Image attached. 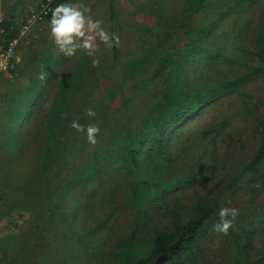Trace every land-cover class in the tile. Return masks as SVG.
Segmentation results:
<instances>
[{"label":"rangeland","instance_id":"374dc122","mask_svg":"<svg viewBox=\"0 0 264 264\" xmlns=\"http://www.w3.org/2000/svg\"><path fill=\"white\" fill-rule=\"evenodd\" d=\"M82 2L109 33L113 8L118 46L97 40V64L83 52L63 57L48 19L0 78V264H116L126 251L144 258L155 234H172L215 202L179 261L264 264V156L243 173L264 143V67L255 55L264 0L242 9H232L236 0ZM1 10L7 40L18 13ZM256 68L153 147L170 103L196 105ZM72 120L98 127L96 144ZM233 206L228 234L213 232L218 210Z\"/></svg>","mask_w":264,"mask_h":264},{"label":"trees","instance_id":"16d2710c","mask_svg":"<svg viewBox=\"0 0 264 264\" xmlns=\"http://www.w3.org/2000/svg\"><path fill=\"white\" fill-rule=\"evenodd\" d=\"M255 3H256V0H236L235 5L233 6L232 9L247 8L249 6H252ZM57 4L58 3H55L53 5V8ZM200 8H201V3H199L197 9H194L193 12L198 11ZM114 16H115L114 10L111 7L109 21H110V34H113V35H115ZM175 25L176 23H172L170 27L175 26ZM2 26L3 25H1L0 23L1 28H3ZM10 29H12V27H10ZM17 30L18 28H16V30L14 28L10 30V34H8L6 37L7 40L5 39L4 40L5 41L12 40L17 35V32H18ZM161 43H163V41H161ZM255 55L258 61L260 62L261 67H264V30L260 31L258 36L255 39ZM260 72H261V68L253 69L251 72L246 73L239 79L224 84L219 89L210 90L207 95H204V96L202 95L200 97H197L198 103H196V105H193L191 107L183 106L174 101L170 103L166 115L162 118L163 120L162 128L160 127V130L157 133L158 134L157 137H155V139L152 142L153 147L163 146L165 136L169 132V130L179 125L180 123H182L184 119L190 116L192 113H194V111L198 107H201L209 103L210 101L219 97L224 91L235 86L237 83L247 80L251 76L257 73H260ZM60 95H61L60 98H62L63 100H66L67 97L69 96V88L65 86V88L62 89ZM166 99H169L168 95ZM56 124H57V118H55L52 121V126ZM123 149L128 150L129 156H132V153L130 151V145H125ZM48 156H51V152L50 154L48 152ZM263 156H264V143L262 144L259 152L250 162L249 166L246 167V169L243 171V173L249 172V170H251L253 166H255V164H257L258 162L262 160ZM241 176L242 175H239V177L237 178V181L241 180ZM76 184H77V181L72 182L70 183V187H74ZM216 206H217V203L215 202L213 205L209 206L208 208H205L202 210L198 209L197 214L194 217L189 219L185 224L176 227L172 234H169V235L161 234V233L155 234L154 239H153V246L151 250L149 251V253L144 258L132 257L131 252L126 251L124 252V254L127 260H124L122 262V257L124 255L122 254L120 256V260L118 258L116 264H159V263L182 264L179 261V257L181 255H185L191 252V247H193V244L198 238L200 231L202 229V226L204 225L205 219L207 218L209 214H211L212 211H214ZM237 248H238L237 251H238L239 257L245 259L247 257L246 255L247 246L243 244V245H238Z\"/></svg>","mask_w":264,"mask_h":264},{"label":"clouds","instance_id":"9594fccd","mask_svg":"<svg viewBox=\"0 0 264 264\" xmlns=\"http://www.w3.org/2000/svg\"><path fill=\"white\" fill-rule=\"evenodd\" d=\"M91 9L82 0H62L51 12L48 20L49 36L58 54L72 58L77 52H83L93 57L92 63H99L96 53L99 49L97 40L111 49L118 46L119 37L110 34L102 27V22L92 17ZM87 117H95L96 112L87 109ZM69 127L77 134H84L87 143L94 145L97 141L99 128L94 124L82 125L78 120H72ZM238 209L233 207H221L218 210V222L212 225V231L221 235H227L233 227L238 215Z\"/></svg>","mask_w":264,"mask_h":264},{"label":"built area","instance_id":"2783aa9c","mask_svg":"<svg viewBox=\"0 0 264 264\" xmlns=\"http://www.w3.org/2000/svg\"><path fill=\"white\" fill-rule=\"evenodd\" d=\"M62 0H42L39 8L17 28V35L10 41H5V31L0 27V78L9 75L14 68V55L19 44L26 38L33 27L50 18L53 5Z\"/></svg>","mask_w":264,"mask_h":264},{"label":"crops","instance_id":"0c3cea01","mask_svg":"<svg viewBox=\"0 0 264 264\" xmlns=\"http://www.w3.org/2000/svg\"><path fill=\"white\" fill-rule=\"evenodd\" d=\"M41 2L42 0H0V12L3 11L1 8L14 7L15 11L18 13L16 26H19L39 8ZM1 18L2 17H0V20H3Z\"/></svg>","mask_w":264,"mask_h":264}]
</instances>
